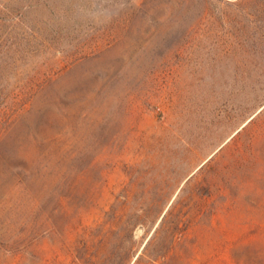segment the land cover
<instances>
[{"label":"rangeland","instance_id":"rangeland-1","mask_svg":"<svg viewBox=\"0 0 264 264\" xmlns=\"http://www.w3.org/2000/svg\"><path fill=\"white\" fill-rule=\"evenodd\" d=\"M0 264H264V0H0Z\"/></svg>","mask_w":264,"mask_h":264}]
</instances>
